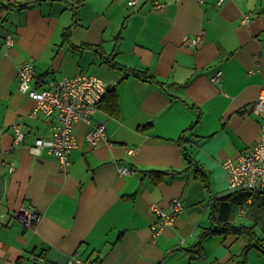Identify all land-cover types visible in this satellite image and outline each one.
<instances>
[{"label": "crops", "instance_id": "obj_1", "mask_svg": "<svg viewBox=\"0 0 264 264\" xmlns=\"http://www.w3.org/2000/svg\"><path fill=\"white\" fill-rule=\"evenodd\" d=\"M157 1L162 13L153 0H0V264H56L51 249L81 264H264V191L230 193L222 167L259 138L251 106L264 87V0ZM86 46L170 86L122 79ZM23 63L36 89L86 73L113 90L114 114L106 93L90 124L74 125L67 169L29 150L54 119L33 116L35 102L18 90ZM16 121L25 131L17 145ZM98 124L109 142L92 148L85 136ZM174 198L181 212L155 235L152 205ZM23 207L40 220L21 223ZM208 229L217 232L201 238Z\"/></svg>", "mask_w": 264, "mask_h": 264}, {"label": "built area", "instance_id": "obj_2", "mask_svg": "<svg viewBox=\"0 0 264 264\" xmlns=\"http://www.w3.org/2000/svg\"><path fill=\"white\" fill-rule=\"evenodd\" d=\"M140 1L126 0V4L132 8ZM224 1L218 0L217 5H221ZM152 6L153 10L158 13L165 10V4L157 0H153ZM248 20V15L243 18L245 22ZM199 40L200 38H193L191 44L197 45ZM5 41L9 47L14 42L10 36H7ZM221 75L222 71H217L210 78L211 83H219ZM34 76L35 70L31 63L21 64L17 72L18 90L35 102V108L32 111L33 116L36 113H41L48 118H53L54 124L47 135L35 139L29 150L36 157L46 151L48 155L57 160L59 168L67 169L70 166V153L77 146L74 125L78 122L90 124L109 86L98 77L80 73L71 78H63L60 81L49 80L46 88L36 89L32 86ZM251 112L258 116L260 120L258 141L236 159H227L222 163V167L227 174L228 191L230 193L236 191H264V87L252 104ZM12 128L14 144L17 145L25 138L23 123L16 121ZM85 137L92 148H97L109 142L106 136L105 124L90 127ZM135 152V148L127 150L129 155ZM131 173L132 171L127 167L119 169L120 175ZM182 208L183 204L177 198L171 199L166 208L152 205L151 211L157 219L152 227L154 234L158 235L164 227L171 225ZM17 218L24 225L30 226L40 220V214L32 207H23L17 213ZM67 264H81V261L76 257H71Z\"/></svg>", "mask_w": 264, "mask_h": 264}, {"label": "trees", "instance_id": "obj_3", "mask_svg": "<svg viewBox=\"0 0 264 264\" xmlns=\"http://www.w3.org/2000/svg\"><path fill=\"white\" fill-rule=\"evenodd\" d=\"M36 0H34L35 2ZM11 5H6L5 7H10ZM27 5H21L20 7H26ZM66 33H69V29H66L65 31ZM89 49L94 50L95 52H97L99 54V56L102 59V63L106 64L107 66H109L112 69L118 70V71H122L124 76L122 77V79L127 78V77H135L137 79H140L142 81H146V82H150L153 83L155 85H157L159 88L165 89L170 85L165 84L164 82L159 81L153 74H151L149 71L147 70H136V69H128L125 68L119 64H117L114 59H113V55L111 56H105L103 55V53L101 51H99L98 47H90V46H86ZM107 95L111 98H109V104H110V112L112 114H114L117 111V101L115 99H112V96L114 95L113 90L108 88L107 90ZM106 97V95H105ZM104 97V98H105ZM102 98V100L104 99ZM101 103V101H100ZM183 157L188 161L189 166L192 164L191 160L183 153ZM196 178L200 179L203 183H205V179H204V175L202 173H200V171L196 172ZM226 227V232H232V233H236V232H245V233H250L254 235V232L252 231V229H248L245 227H234L232 225H225ZM212 232H217L216 230H211L208 229L207 231L203 232L201 235V238L206 237L209 233ZM223 232V231H220ZM219 232V233H220Z\"/></svg>", "mask_w": 264, "mask_h": 264}, {"label": "water", "instance_id": "obj_4", "mask_svg": "<svg viewBox=\"0 0 264 264\" xmlns=\"http://www.w3.org/2000/svg\"><path fill=\"white\" fill-rule=\"evenodd\" d=\"M46 259L56 264H67L69 257L67 255L60 253L56 249H51L47 253Z\"/></svg>", "mask_w": 264, "mask_h": 264}]
</instances>
